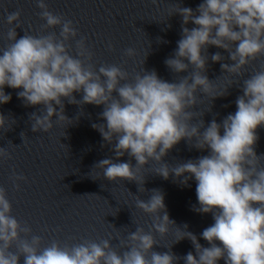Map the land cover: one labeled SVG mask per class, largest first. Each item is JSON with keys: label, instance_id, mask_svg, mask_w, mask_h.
<instances>
[{"label": "clouds", "instance_id": "clouds-1", "mask_svg": "<svg viewBox=\"0 0 264 264\" xmlns=\"http://www.w3.org/2000/svg\"><path fill=\"white\" fill-rule=\"evenodd\" d=\"M36 5L45 21L37 35L25 31L17 39L16 29L22 27L21 10L6 16L7 24L14 26L7 32L11 43L0 49V104L12 98L5 93V86L23 89L17 96L25 106L43 105L39 114H29L31 131L45 133L53 128V117L56 123H73L64 114V99L81 108L85 104L103 105L99 115L106 124L93 123L92 127L109 144L115 140L117 160L125 153L130 159H102L92 169H101L103 177L111 182H135L141 193L148 190L145 178L138 174L150 161L160 165L155 174L165 180L172 174L174 182L189 187L188 182L194 178L199 206L192 205V210L210 213L214 223L201 233L209 245L204 247L195 234L187 231V224L180 228L169 218L162 191L151 189L147 201L137 196L136 207L153 222L147 231L138 226L127 239L117 237L119 246L126 249L122 253L112 246L111 237L74 244L53 239L42 247L43 238L33 235L27 222L22 224L11 214L7 191L0 187V264H19L21 256L24 264H176L180 259L184 264H218L221 259L224 264H264V153L258 155L255 150L257 129L264 127V62L243 80V94L235 101L234 114H228L221 123L213 119L207 126L203 119L192 122L198 91L210 100L228 94V87L219 93L214 91L213 81L206 75L209 46L229 53L232 63H221V71L232 76H243L246 66L264 57V0H203L195 11L174 6L170 16L178 13L182 17L181 38L164 61L176 74L173 82L161 79L154 69H143L132 82H128L129 73L122 66L102 64L97 69L87 38L76 39L80 34L73 21L50 11L46 0H36ZM189 22L195 27H186ZM56 27L59 34H43ZM70 41H75V56ZM108 47L112 50L111 44ZM124 55L134 57L136 52L127 48ZM210 59L221 62L225 57L216 52ZM183 72L188 75L180 76ZM74 92L82 93V98L77 100ZM8 118L0 114V129ZM20 135L24 141L26 134ZM182 140L197 150L207 149L208 154L175 165L165 163L163 158ZM10 159L7 148L0 147V162ZM10 179L17 191L19 181L27 180L15 171ZM170 226L178 230L175 243L188 239L195 254L190 251L179 257L171 248L163 253L153 250L158 245L153 231L164 236Z\"/></svg>", "mask_w": 264, "mask_h": 264}, {"label": "water", "instance_id": "water-1", "mask_svg": "<svg viewBox=\"0 0 264 264\" xmlns=\"http://www.w3.org/2000/svg\"><path fill=\"white\" fill-rule=\"evenodd\" d=\"M202 2L203 0H157L154 4L153 0H46L50 11L73 21L80 34L76 39L80 36L87 38L86 43L94 53L92 62L96 68L102 64L122 66L129 73L128 82H132L137 73L142 74L143 69H154L161 79L168 82L175 80L176 74L167 68L164 61L177 48L182 32V17L178 13L170 14L174 6L189 7L195 11ZM17 9L21 10L22 25L16 29L17 39L25 31L37 35L40 33V26L45 23L38 15L41 10L37 7L36 0H0V49L11 43L7 39V32L14 25L7 24L6 16ZM185 26L189 29L195 27L191 22ZM59 31L60 28L56 27L43 34H59ZM70 43L73 45L71 54L75 56V41ZM109 44L112 45V50H109ZM127 48H133L136 55L125 56L124 50ZM207 51L209 61L206 75L213 81L214 91L219 93L228 87V94L210 100L208 96L197 92V105L192 109L196 118L192 122L197 123L199 119H203L205 126L213 119L221 123L228 114L235 113V101L243 94V80L264 62V57H261L246 66L243 76H232L221 71V63H232L229 53L215 46H209ZM216 52H220L225 60L212 62L210 56ZM179 75L186 76L188 72ZM22 90L5 86V93L11 94L12 98L8 103L0 104V114L16 121L14 123L8 118L5 127L0 129V147L7 148L12 155V159L0 162V187L7 191L12 204L11 214L22 224L27 222L33 235L43 238L42 247L53 239L74 244L84 239L99 242L111 237L112 246L122 253L126 249L119 246L117 237L127 239L128 234L138 226L147 231L153 222L151 216L136 207L137 196L147 201L151 189L162 191L169 218L175 221L177 227L183 228L187 224V231L195 234L202 246H209L201 233L214 221L210 213L200 214L192 210V205L199 206L194 178L188 182L189 187L174 182L176 178L172 174L165 180L155 174V169L160 165L150 161L138 174L141 179L145 178L144 187L148 191L144 193L138 191L135 182H111L105 179L101 169H92L94 164L106 158L113 159L114 162H128L130 157L125 153L117 160L113 151L115 140L109 144L92 127L93 123L106 124L99 115L103 111V105L85 104L81 108L64 99V114L73 123H56L53 117V128L49 132H33L29 114H39L43 111V105L25 106L17 96ZM73 95L77 100L82 98V93L74 92ZM54 107L59 110V106ZM202 113L204 115L200 117ZM22 132L26 134L24 141L20 135ZM257 134L259 140L255 150L259 155L264 153V127L258 128ZM207 154V149L197 150L182 140L169 151L163 161L175 165ZM131 162L133 165L136 163L134 158H131ZM13 171L27 178L26 181H19V191L13 188L10 179ZM140 186L143 187L142 184ZM153 235L158 242L154 251L163 253L171 248L179 257L190 251L195 254L188 239L175 243L178 235L175 226H170L169 232L164 236L154 231ZM21 238H24L23 234ZM12 250H16L15 245ZM19 264H24L23 256L20 257ZM176 264H184V260L180 259ZM218 264H224V261L221 259Z\"/></svg>", "mask_w": 264, "mask_h": 264}]
</instances>
